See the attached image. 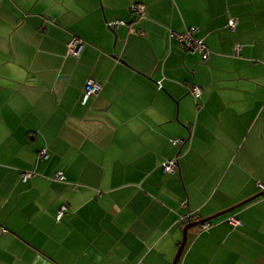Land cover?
I'll return each mask as SVG.
<instances>
[{
  "label": "crops",
  "instance_id": "crops-1",
  "mask_svg": "<svg viewBox=\"0 0 264 264\" xmlns=\"http://www.w3.org/2000/svg\"><path fill=\"white\" fill-rule=\"evenodd\" d=\"M262 191L264 0H0V264H171ZM177 264H264V194Z\"/></svg>",
  "mask_w": 264,
  "mask_h": 264
},
{
  "label": "built area",
  "instance_id": "built-area-1",
  "mask_svg": "<svg viewBox=\"0 0 264 264\" xmlns=\"http://www.w3.org/2000/svg\"><path fill=\"white\" fill-rule=\"evenodd\" d=\"M142 11V7L140 5H133L132 6V12L136 16H140ZM118 24H121L118 21H115L108 25V27H116ZM227 29L230 32H233L235 30V22L234 20H229L227 22ZM171 36L176 39L179 46L188 53H197L200 56V59L202 62H205L208 60L210 52L207 48V46L203 43L201 39H199L196 36V28L195 27H189L185 29L182 33H171ZM83 44L80 39L74 37L72 38L66 45L67 48V55L78 57L81 51ZM238 47H236L235 54H238ZM158 88H161V85L158 83ZM100 90V85L92 80H88L83 89H82V96H81V103H85L89 97L95 96ZM189 92L192 94L193 97H199L202 94V89L196 86H192ZM170 143L176 146H180L182 144V141L179 139H171ZM46 154L44 151L40 152V157H45ZM160 167L164 173L172 174L174 173L175 169L177 168V160L176 158L171 160H162L160 162ZM33 173L31 172H23L20 174V178L22 181H26L27 179L33 177ZM54 179L57 181L62 180V173L58 172L55 174ZM68 213V208L66 205H62L56 214V221H59L64 215ZM190 221V217L187 216L183 219L182 223L186 224ZM226 223L232 227H237L240 225V222L233 218H228L226 220ZM208 227V224L201 225L202 229H206Z\"/></svg>",
  "mask_w": 264,
  "mask_h": 264
},
{
  "label": "water",
  "instance_id": "water-1",
  "mask_svg": "<svg viewBox=\"0 0 264 264\" xmlns=\"http://www.w3.org/2000/svg\"><path fill=\"white\" fill-rule=\"evenodd\" d=\"M263 194H264V191H262L261 193H259V194L255 195V196L251 197L250 199H247L246 201H243V202L237 204L236 206L231 207V208H229V209H226V210H224V211H222V212H220V213H218V214H216V215H214V216H212V217H209V218H206V219H201V220H199V221L190 222V223L186 224V225L183 227V229H182L181 242H180V244H179V246H178V249H177V251H176V254H175V256H174V258H173L171 264H177V262H178V260H179V258H180V256H181V254H182L183 248H184V246H185V242H186V232H187L189 229H191V228H193V227H196V226H199V225L208 224L209 221H211V220H213V219H215V218H217V217H220V216H222V215L228 214V213H230L231 211H233L234 209H236V208H238V207H240V206L245 205L246 203H248V202H250V201H252V200H254V199H256V198H258V197H260V196H262Z\"/></svg>",
  "mask_w": 264,
  "mask_h": 264
}]
</instances>
